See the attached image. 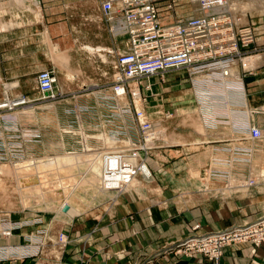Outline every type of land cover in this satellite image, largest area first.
<instances>
[{
  "label": "crops",
  "instance_id": "1",
  "mask_svg": "<svg viewBox=\"0 0 264 264\" xmlns=\"http://www.w3.org/2000/svg\"><path fill=\"white\" fill-rule=\"evenodd\" d=\"M100 2L0 0V103L25 96L37 103L32 108L37 113L43 110L39 106L43 100L37 75L42 70H52L57 78L56 88L63 96L55 115L68 114L72 120L76 115L81 118L84 115L83 120L73 121L75 133L67 132L69 124L65 121L50 124L46 117H41V121L32 123L40 130L41 137L31 144V152L37 153L39 147L41 154H50L84 145L106 146L108 135L130 131L129 117L120 111L128 104L126 99H112L114 55L110 51L118 43L102 17ZM180 74L173 72L168 79L170 88L176 91L175 116L165 123L163 114L154 117L168 129L170 138L176 140L154 151L147 162L153 172L149 184L139 182L136 175L130 188L115 203L94 205L84 216L65 215L55 226L48 224L54 222L50 214L14 212L12 220L41 217L43 222H20L14 226L17 228L11 238L0 235V246L23 245L31 232L53 227L69 238L61 252L64 264H209L201 255L185 258L174 254L171 248L189 235L196 224H200V232L216 231L261 216L264 140H253L239 133V139L232 142V151L227 152L235 129L225 123L201 128L194 121L199 111L192 100L191 85L186 80L184 85ZM158 81L153 83L155 90L161 92ZM246 85L249 110L246 115L240 112V117L234 110L233 120L245 117L264 125V62L247 78ZM160 102L156 105L160 106ZM115 105L117 108H113ZM160 110H164V105ZM9 111L1 107L0 115H10ZM238 148L251 150L249 162L237 161ZM230 158L236 164L234 177H257L260 182L229 198L200 193L202 185L210 187L205 168L214 160ZM210 184L217 190L223 189L221 180ZM107 197L110 196L102 200ZM66 219L68 224H64ZM3 226L0 222V228ZM222 261L223 264H264V242L259 247L251 243L230 244L224 249ZM0 264H35V261L14 258Z\"/></svg>",
  "mask_w": 264,
  "mask_h": 264
},
{
  "label": "rangeland",
  "instance_id": "2",
  "mask_svg": "<svg viewBox=\"0 0 264 264\" xmlns=\"http://www.w3.org/2000/svg\"><path fill=\"white\" fill-rule=\"evenodd\" d=\"M228 2L230 5L231 18L234 27L237 28V36H239V31L243 30L242 28L251 27L255 33V42L250 45L249 49H246V53L240 59H238L237 63L234 65V71H235L234 73L237 76L239 75L242 77L243 86H244L243 88L244 91L246 92L247 78L253 72H255V70H257V68L264 62V0H228ZM194 14L197 15L201 14V10L196 4H191L187 1H180L175 5L174 9L169 13L168 20L173 21L180 16H189ZM116 43L118 44H116V47H114L113 51L118 52L126 49V45L121 41H118ZM250 59H252L253 61ZM173 72H169L164 76H152L150 78H145L141 80L138 84L136 82H132L131 83L133 84L132 87L136 86V84L137 86L139 85V92L141 97L139 95H136L135 98H133V95L129 93V90L127 94L123 96H118L115 94L113 90L114 93V96H112L113 100L116 101V100L126 99L128 103L125 106H123L122 110L120 111L124 112L129 117V121H130L129 124L131 128L130 131L127 130L115 131L118 135H120V137H122L123 139H130L131 141H133L131 143H136V144L141 143L142 139L139 131L140 120L136 113L137 110L142 111L146 119H148L151 123H153L155 128L159 130L158 137L155 139L154 144H152L153 147L156 148L152 150H148V152H146L145 158H146V162L148 163H149V159L153 157L154 151H156L157 149L168 147L171 145L173 141L175 142L176 140V139L174 140L175 137H172L173 139H171L169 136L170 132L168 131V129L164 125L161 126L160 124H158V121H155L154 119L155 114H160V115L163 114V116H165L164 117L165 120H163V123H165V121L169 120V118L175 116L174 115L175 109L173 107L175 104H177V102H175L173 96H175L174 93L176 91H174L173 88H170V82L168 81L170 77L169 74ZM177 73H181L179 77L180 81L184 82V80H186L191 85V90L193 92L192 100L194 101L195 107H197L199 111V115H197V117H194V121H196L201 128H203L202 126L204 125L207 128L210 125L213 126L215 121L219 120L216 123L218 124L225 123L232 125L236 133L238 132V134H236L232 130L233 136L229 138L230 140L229 142L226 141L228 142V144H230V146L227 147V152L228 149L232 151V145H233L232 142H234V139L235 140L239 139L240 137L239 133L242 134V132H240V130L233 123L234 109L232 104H231V108L227 106V108L223 110V112L225 111L229 112L228 114L219 112L217 108H216L217 111L213 113H208L205 110L207 103L205 102L203 103V101L201 102L199 101L200 97L197 94L195 88L193 87L192 80L190 79L189 75L186 74L187 72L185 73L184 70H181L179 72L177 71ZM154 80L157 81L159 80L157 84L162 88L161 92L155 90V86H154L155 84L153 83ZM183 84L185 85V82ZM132 87L130 88L131 90ZM20 97L22 96H19L11 100L10 98H8V100L6 99L3 102H8V103L11 102L10 104H12L15 100L19 99ZM41 98H42L41 100L43 101L41 104H39V106H41L43 110L38 111V113L35 111V108L32 109L33 107L38 106L37 103H34L28 98H26V103L24 104H16V105L9 104L5 107H2V108H7L10 110L9 112H12L10 115H6V114L0 115V120H1L0 135L2 138V143H6V145H9L8 144L9 140H13L14 142H16V144H18V155L21 156L19 158L24 159V161L22 162L20 161V163H18V165L20 164L19 167L17 166L19 172L18 174L15 173V171H17V169L15 168L16 165L13 166V164L8 163V161L0 160V222L4 224V226L0 228V235L4 239H9L13 236L14 231L17 228V227L15 228L14 226L18 225L20 222H43L42 221L43 219L41 217H36L31 220L25 218L23 220H18V221L12 220L11 214L13 215L14 212H17V214L19 215L27 212L35 213L38 215L50 214V216L52 217L50 218L53 219L54 222H49L48 224L51 223V225L53 224L55 226L57 224L56 221L58 219L65 217V215L68 216L69 218L75 217V215L77 216L87 215L88 213H90L89 210H91L94 205L97 206L102 203V205L105 204L107 206L109 204L115 203V199L119 196V194L116 192H107L102 188V184L100 183V179H99L102 171L101 159H98V161L96 159V163H93L91 165V162L89 164L87 160V157L89 156L87 155L83 156L82 158H80L82 160L81 161V160H76V157H74L75 153L71 154L73 152L79 153V150L81 151L82 146L76 149L73 148L64 149L61 152L55 151V152H51L50 154H41L40 147L37 148V153L31 152L29 150L31 144L36 142L41 137V132L37 128V126L31 124L34 122L36 123L37 120L41 121L42 119L41 117H46V121L48 119V122L50 124L57 123L58 121H61V123L62 121H65V123L69 124V126L66 127L67 132L70 131L72 133H75L73 132L74 129H72L73 121L78 122L80 121V119L83 120V116H84L83 115L81 118L80 115H76L74 120H72L73 118H69V116L71 115L68 114H64L60 116H58L57 114L55 115L56 113L55 111L58 107L59 101L63 99L62 93L60 94V96H58L55 99L44 98L43 94ZM158 101L159 102L161 101L160 106L156 105ZM163 105H164V110L161 111L160 108L163 109ZM213 105H215V103H213ZM200 106L204 110L203 111L204 113H202ZM113 108H117V106L115 105ZM237 110H238L237 117L241 116L240 112L242 111L245 112L246 115V112L249 110L247 99H245L244 104L237 107ZM256 111H260V109ZM216 112H218L219 115H217ZM243 118L244 120H248L245 117ZM238 120L239 119L237 118V123ZM250 121L249 122L252 124H257L253 122V120ZM235 135L238 136L235 137ZM90 147L91 149L96 148L93 146ZM99 147H106V146H99ZM107 150L118 151V148L112 147ZM236 152L238 157L237 161L245 160L249 162L253 155L251 153V150H244V149L239 150L238 148ZM141 153L144 154L145 152L142 150ZM4 154L9 155V152L7 151ZM86 154H88V152ZM47 157H49L48 161L46 160ZM56 157L58 158L57 159L58 162L53 160ZM232 161L233 158H230L222 163L216 162L215 160L211 162L205 168V171H207V174L210 178L209 179L210 187L208 189L207 186L202 185V187H199L200 193H204L206 195L213 197L220 196V197L229 198L252 186L257 185L260 182L259 178L253 177L256 183L252 185H248L246 187L237 188V183H240L241 181H247L249 178L252 177H247V178L234 177L236 164H233ZM139 164H140V159L139 160L137 159L134 162V165H139ZM89 167L92 170V173L89 176H87L89 173L86 172L81 173V171H86L87 169H89ZM222 167L226 169H222ZM149 169L151 168L149 167ZM44 170H49L51 174L48 177L40 176V174H42L41 172ZM58 170L61 172V174L57 175L58 178L57 177L51 178L54 175V171H58ZM216 170L219 171L222 170L225 172V174L217 172ZM34 174H38V175H34ZM151 174H153L152 169H151ZM136 175H137V180L145 184H149V180L153 178V176L151 175L149 179L148 178L145 179L144 178L145 176H143L142 172H138L136 173ZM216 180L223 181V189L217 190L215 186H212L210 184V182L211 183L216 182ZM104 196H110V197H107V199L102 200V197ZM56 209H59L60 212ZM263 217H264V213L254 221H248L242 224H233L216 231L200 232L199 231L200 224H196L193 226L192 232L189 235H187L185 238L180 240L177 246L172 247L171 251H173L174 254L178 256H184L185 258H192L195 255H201L208 260L209 264H215L214 259H210L209 257H207V254H205L204 252H199L198 250L197 252H192L191 250H188L187 252H179L176 249L178 248L179 245H181L184 241H186L189 238H193V237L199 238L206 234L217 233L232 228H237L239 226L243 227L249 225L251 226L258 225V222L261 219H263ZM68 222L69 220L66 219L64 224H68ZM7 232H10V234H7ZM28 237L29 238L26 239L25 244L20 246L9 247L8 245H1L0 261L14 260V258L21 260L29 258L31 260L34 259L35 264H64V261L62 260L61 252L64 245L69 241L68 235L65 232L61 230L60 232L57 233L56 229L55 228L53 229L52 227L49 230L39 229L34 232H31ZM258 237H260V234L254 231L250 234L249 240L247 241L228 242L227 244L222 246L221 254L219 258V264H223L222 258L226 246L230 244L251 243L256 247H259L264 242V237L261 238L260 240H258ZM42 243L44 245H42ZM40 245L41 247H39ZM182 247L183 246H181V248ZM42 251H46V252L43 253Z\"/></svg>",
  "mask_w": 264,
  "mask_h": 264
},
{
  "label": "built area",
  "instance_id": "3",
  "mask_svg": "<svg viewBox=\"0 0 264 264\" xmlns=\"http://www.w3.org/2000/svg\"><path fill=\"white\" fill-rule=\"evenodd\" d=\"M180 1L196 4L201 10V14L180 16L173 21L168 20L169 13ZM100 5L102 17L113 38L126 45V49L123 51H110L114 55L111 61L113 67L112 89L116 95L123 96L129 90V93L135 98L136 95L140 96L137 84L141 80L184 70L192 80V85L200 97L199 101L207 103L205 110L208 113L217 111L216 108L223 113V110L227 106L230 108L231 104L236 114L238 113L237 107L244 104L246 92L243 88L242 77L234 73V65L246 53V49H249L250 45L255 42V33L251 27L242 28L243 30H240L239 36H237V28L234 27L231 18L228 0H101ZM37 82L44 98L55 99L60 96L61 92L56 88L57 78L53 71L42 70L39 72ZM132 82H136V86L132 87ZM10 103L2 102L0 108ZM24 103H26V98L22 96L10 105ZM201 111L204 113L202 107ZM136 113L140 120L141 143H131L133 141L123 139L114 132L110 134L106 147L91 149L90 146H82L81 151L88 152L89 164L91 162L92 165L96 159L97 161L104 159V165H109L107 167L111 169L113 161H119L120 168L109 170L114 177L115 171L118 174L127 175L125 172L134 174V170H141L140 165L144 162L143 157L140 156L141 151L148 152V150L156 148L152 144L158 137L159 131L153 123L146 119L142 111L137 110ZM216 113L219 115L218 112ZM218 121H215L214 125H217ZM234 124L242 134H247L249 138L264 140V126L252 124L242 118H239L238 123L235 120ZM0 140V160L8 161L13 166L16 165L15 173L18 174L17 166H20L18 163L24 161L23 158H19L21 156L18 155V144L13 140H9V145L2 143L1 135ZM112 147L118 148V151L107 150ZM7 151L9 155L4 154ZM74 153L77 152L71 154ZM57 157L53 159L56 162H58ZM48 159L49 157L46 158L47 161ZM137 159H140V164L134 165ZM216 162L224 161L216 160ZM90 167L81 173H89L87 175L89 176L92 173ZM216 171L225 174L224 171ZM41 173L40 176L43 177H48L51 174L49 170H44ZM58 174H61L59 170L54 171L51 178L57 177ZM108 182L110 183L111 180ZM254 183L256 182L252 177L247 181L237 183V188ZM106 186L109 187L110 184H106ZM254 231L260 234L258 240L264 237V217L258 222V225L239 226L206 234L199 238H189L176 250L179 252L188 250L197 252L198 250L207 254L210 259H214L215 264H219L222 246L228 242L247 241ZM42 245L44 244L42 243ZM181 246L183 247L181 248Z\"/></svg>",
  "mask_w": 264,
  "mask_h": 264
},
{
  "label": "bare ground",
  "instance_id": "4",
  "mask_svg": "<svg viewBox=\"0 0 264 264\" xmlns=\"http://www.w3.org/2000/svg\"><path fill=\"white\" fill-rule=\"evenodd\" d=\"M252 58V57H251ZM252 60V59H250ZM253 61V60H252ZM246 62V61H245ZM248 64V63H247ZM250 64V63H249ZM231 108V106H230ZM157 129V128H156ZM139 131H140V128H139ZM159 131V130H158ZM141 133V132H140ZM103 138H107L106 136H104ZM108 138H109V135H108ZM131 141V140H130ZM112 143V142H111ZM145 153L142 154L141 153V157H143V163L141 166V170L139 171L138 169L134 170L133 172H135L134 174L133 173H130V172H125V174L127 173V175H124V173H121V174H118L117 171H115L116 175L115 177L112 175V172H110L109 170H116L118 167L120 168V163L119 161H113L112 165H111V169H109L107 166L109 165H104V159H101V174H100V183L102 184V188L107 191V192H116L118 193L119 195H121L123 192H125L128 188H130L132 182L134 181V178H135V174L138 173V172H142L143 176H145V178H150L151 177V169H149V165L147 164L146 162V151H144ZM78 153V152H77ZM84 155H83V154ZM87 152H83V151H79L78 154L75 153V156L76 157V160H81L80 158H82L83 156H86ZM143 155V156H142ZM73 157V156H72ZM98 158L99 155H97ZM103 160V161H102ZM82 161V160H81ZM96 163V162H94ZM95 165V164H94ZM93 165V166H94ZM131 169V168H130ZM111 180V182L107 183V181ZM115 180V181H114ZM124 180V183H122V181ZM106 184H110L109 187L106 186ZM109 188V189H107ZM107 189V190H106ZM119 197V196H118ZM14 228V227H13ZM21 253V251H20Z\"/></svg>",
  "mask_w": 264,
  "mask_h": 264
}]
</instances>
